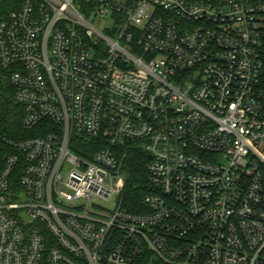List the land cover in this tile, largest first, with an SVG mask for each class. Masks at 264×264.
<instances>
[{
    "label": "built area",
    "instance_id": "2783aa9c",
    "mask_svg": "<svg viewBox=\"0 0 264 264\" xmlns=\"http://www.w3.org/2000/svg\"><path fill=\"white\" fill-rule=\"evenodd\" d=\"M0 69L25 134L0 160V264H264V0H23Z\"/></svg>",
    "mask_w": 264,
    "mask_h": 264
},
{
    "label": "trees",
    "instance_id": "16d2710c",
    "mask_svg": "<svg viewBox=\"0 0 264 264\" xmlns=\"http://www.w3.org/2000/svg\"><path fill=\"white\" fill-rule=\"evenodd\" d=\"M23 0H0V20L8 13L16 10ZM22 112L14 100V89L8 75L0 69V160L10 153L5 140L16 141L24 131L21 127ZM37 136L35 133L27 137ZM85 144L83 147L89 148ZM93 150V149H91ZM122 156L121 173L124 185L121 202L127 211L141 212L144 210V199L154 193L151 187L146 165L149 158L137 141H130L119 149Z\"/></svg>",
    "mask_w": 264,
    "mask_h": 264
},
{
    "label": "rangeland",
    "instance_id": "374dc122",
    "mask_svg": "<svg viewBox=\"0 0 264 264\" xmlns=\"http://www.w3.org/2000/svg\"><path fill=\"white\" fill-rule=\"evenodd\" d=\"M95 202L99 203L102 207H104L107 211H110L114 204H115V199H112L111 201L109 202H101L100 200H95Z\"/></svg>",
    "mask_w": 264,
    "mask_h": 264
}]
</instances>
